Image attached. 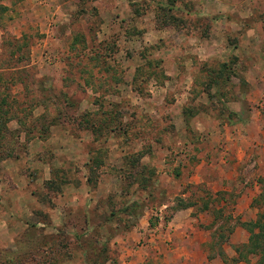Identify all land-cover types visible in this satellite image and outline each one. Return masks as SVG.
I'll return each instance as SVG.
<instances>
[{
  "label": "rangeland",
  "instance_id": "obj_1",
  "mask_svg": "<svg viewBox=\"0 0 264 264\" xmlns=\"http://www.w3.org/2000/svg\"><path fill=\"white\" fill-rule=\"evenodd\" d=\"M185 201L264 264V0H0V264H168Z\"/></svg>",
  "mask_w": 264,
  "mask_h": 264
},
{
  "label": "crops",
  "instance_id": "obj_2",
  "mask_svg": "<svg viewBox=\"0 0 264 264\" xmlns=\"http://www.w3.org/2000/svg\"><path fill=\"white\" fill-rule=\"evenodd\" d=\"M193 206L194 203H187L186 201L176 206L168 219L157 222L155 228L158 231L149 233L150 240L155 242L152 249L153 253L158 254L156 256L168 264H171V257L174 262L177 261V264L187 263L184 260L186 257L190 258L188 264H191L193 256L201 257V259L206 257L205 245L209 240V233L207 228L203 225L199 227L198 224L209 222V216L206 215L204 208L200 210L201 212L193 215L191 213ZM165 240L169 241L166 248L161 244Z\"/></svg>",
  "mask_w": 264,
  "mask_h": 264
},
{
  "label": "trees",
  "instance_id": "obj_3",
  "mask_svg": "<svg viewBox=\"0 0 264 264\" xmlns=\"http://www.w3.org/2000/svg\"><path fill=\"white\" fill-rule=\"evenodd\" d=\"M223 67H224V64L222 65ZM4 128H5V125L3 126ZM180 202V201H179ZM182 203H178V202H176V206H179V205H181ZM259 222V221H258ZM247 230L249 231V243H250V246H252L251 247V250H255L256 248V246H257V244H258V242L260 241V240H262L263 242H264V224H262V226H261V231H258V232H256V233H253V231H252V229H251V227H249V225H248V227H247ZM255 242V243H254ZM257 242V243H256ZM256 244V245H255Z\"/></svg>",
  "mask_w": 264,
  "mask_h": 264
}]
</instances>
